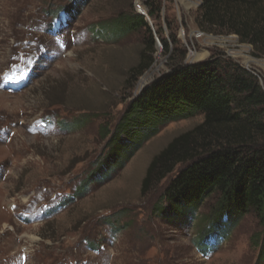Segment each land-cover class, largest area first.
<instances>
[{
  "label": "rangeland",
  "instance_id": "obj_1",
  "mask_svg": "<svg viewBox=\"0 0 264 264\" xmlns=\"http://www.w3.org/2000/svg\"><path fill=\"white\" fill-rule=\"evenodd\" d=\"M145 1L0 0V264H264L255 211L213 215L215 192L185 216H158L166 181L141 192L152 159L201 114L98 175L110 158L105 130L174 65L218 58L264 90V56L236 34L201 29V0H158L157 19ZM135 13L155 46L153 64L132 78L149 38L122 22Z\"/></svg>",
  "mask_w": 264,
  "mask_h": 264
},
{
  "label": "trees",
  "instance_id": "obj_2",
  "mask_svg": "<svg viewBox=\"0 0 264 264\" xmlns=\"http://www.w3.org/2000/svg\"><path fill=\"white\" fill-rule=\"evenodd\" d=\"M145 2L149 16L157 19L158 0ZM145 18L135 13L122 21L149 34L132 78L153 64L155 40ZM197 22L203 30L236 34L257 56H264V0H201ZM198 114L201 123L152 159L142 194L166 181L155 213L185 216L218 192L213 215L228 212L240 219L253 210L264 226V90L255 75L228 61L177 64L146 85L114 129L105 130L110 158L97 167L98 175L109 177L111 161L126 154L123 165L167 124Z\"/></svg>",
  "mask_w": 264,
  "mask_h": 264
},
{
  "label": "bare ground",
  "instance_id": "obj_3",
  "mask_svg": "<svg viewBox=\"0 0 264 264\" xmlns=\"http://www.w3.org/2000/svg\"><path fill=\"white\" fill-rule=\"evenodd\" d=\"M147 81H149L148 76H145V77L140 81V83H139V85H138V90H139L144 84H146Z\"/></svg>",
  "mask_w": 264,
  "mask_h": 264
},
{
  "label": "built area",
  "instance_id": "obj_4",
  "mask_svg": "<svg viewBox=\"0 0 264 264\" xmlns=\"http://www.w3.org/2000/svg\"><path fill=\"white\" fill-rule=\"evenodd\" d=\"M137 8H138V10H140L141 9V6L139 5V6H137Z\"/></svg>",
  "mask_w": 264,
  "mask_h": 264
},
{
  "label": "water",
  "instance_id": "obj_5",
  "mask_svg": "<svg viewBox=\"0 0 264 264\" xmlns=\"http://www.w3.org/2000/svg\"><path fill=\"white\" fill-rule=\"evenodd\" d=\"M187 64H189V63H187Z\"/></svg>",
  "mask_w": 264,
  "mask_h": 264
}]
</instances>
